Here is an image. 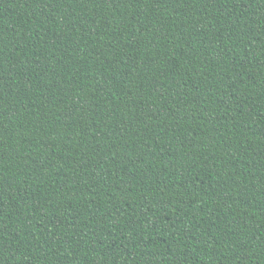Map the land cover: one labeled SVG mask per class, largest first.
Segmentation results:
<instances>
[{"label": "trees", "instance_id": "1", "mask_svg": "<svg viewBox=\"0 0 264 264\" xmlns=\"http://www.w3.org/2000/svg\"><path fill=\"white\" fill-rule=\"evenodd\" d=\"M0 264H264V0H0Z\"/></svg>", "mask_w": 264, "mask_h": 264}]
</instances>
